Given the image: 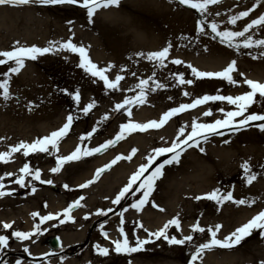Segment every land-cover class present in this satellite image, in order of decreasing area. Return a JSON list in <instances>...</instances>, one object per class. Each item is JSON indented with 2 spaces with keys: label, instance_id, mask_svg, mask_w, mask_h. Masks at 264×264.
Returning <instances> with one entry per match:
<instances>
[{
  "label": "rangeland",
  "instance_id": "rangeland-1",
  "mask_svg": "<svg viewBox=\"0 0 264 264\" xmlns=\"http://www.w3.org/2000/svg\"><path fill=\"white\" fill-rule=\"evenodd\" d=\"M175 1L179 3V0ZM142 3L144 1L140 3L139 0H128L127 2L119 0L118 6L110 5L97 9L92 22L88 20L87 10L79 3L48 5L30 3L27 4L29 10L24 9L22 5H0L17 15L20 22L22 20L19 18L34 17L38 26L33 35L37 38L34 43L31 40L23 39L27 36V31L20 28L16 35L11 33L8 35V39L4 40L5 42L0 43V51L11 50L16 41H19L21 45L47 47L49 41L65 42L71 40L77 46L86 48L91 61L98 68L107 70L105 74L109 79H115L117 75L123 77L117 89L106 88L102 80L91 76L84 68L78 66L80 63L78 53L63 49L42 55L38 54L35 60L26 59L24 67L18 73H9L7 78L9 79L11 95L7 101L0 95V153L10 151L11 147L21 141L31 143L50 135L51 132L63 126L70 113L77 118L74 120L68 135L60 140L58 152L37 151L30 152L29 155L25 156L24 150L21 149L12 153L7 162L0 161V178L5 182L3 190L13 187V190L17 191L14 196L3 201L2 206H8L7 211L0 209V219L3 221L10 220L13 212L15 216H24L25 210L29 208L31 203H35L37 206L32 211H38L39 216H43V213H45L44 215L62 213L64 205L67 207L69 203L80 196L79 193L69 191L71 184L76 185L80 181L79 184L84 182L77 178L80 170L79 164H95L91 169V174L87 176L92 178L97 168L109 163L117 154L128 155L132 148H136L138 151L133 158L130 161L124 160L125 165H130L133 164L134 157H140L141 162L133 167L131 172L133 173L141 163L145 162L144 157L153 148L169 146L181 126H185L186 131H190L194 119L204 123L221 119L224 113L220 112L219 109L235 110V105H229L226 101H209L204 105L179 113L159 129L137 130L128 134L125 139L106 151L84 157L80 161H71V164H65L59 172L46 174L47 171L56 166V156L70 154L77 146L73 145L79 141V137L91 131L105 114L109 118L99 124L97 132L93 134L91 139L84 141L82 147H96L99 145L96 141L107 134L106 140L113 138L119 131V125L127 123L129 119L138 123L159 120L162 113L169 108L176 107L181 103H190L195 97L204 94L235 96L250 91V88L243 83L245 78L259 82L264 81V55H261L264 53V46L244 48L241 45L239 49L229 48L220 42L219 37L213 39L214 34L211 33V29L207 25L204 34L198 33L196 30L197 21L193 19H207L211 15L217 18L211 21H216L220 30L227 26L230 30L240 31L252 19L261 15L260 12L264 9V0H225L227 4L221 8V11H207L204 17H201V14L197 12L191 21H187V17L184 16L185 14L181 9H176L179 17L176 18L175 23H171L172 18L168 17L166 11H160L154 4L150 3H148L149 9L148 7L146 9ZM253 4L257 6L247 17L237 21L235 25L228 23L230 16L252 8ZM1 19L2 15L0 14V21ZM43 21L47 23L43 24ZM263 33L264 26L253 27L245 36H252L253 39H264ZM202 38L211 44L207 47L204 46L201 42ZM243 39V37L238 38V41ZM169 42L172 47L163 67L157 62L148 60L146 56L137 55L141 52L147 54L161 50ZM175 59H180L183 63L174 64L172 61ZM232 60H236L237 64L236 71L232 73L233 78L237 81L236 84H230L221 78H196L188 67L191 64L200 71H220ZM12 66H14L12 61L7 64H0V80L6 78L4 73ZM153 73H155L153 81L162 83L165 87L155 91L149 87L145 103L132 104L126 106V110L117 111L115 105L122 103L125 97L136 95L139 92V89L136 88L139 81L148 79L153 76ZM177 73H183L185 79H192L193 84L179 85L173 77V74ZM240 73L244 75L241 76ZM153 81L149 82L150 86H154ZM62 89H67L68 92L79 89V104L70 95L61 91ZM185 91L191 95L184 96L183 92ZM93 100L95 107L85 115L82 111L83 107ZM208 109L212 110V115L204 116L203 113ZM129 111L131 112L130 117ZM250 113L264 114V97L259 96V94L256 95L254 103L249 106L246 115ZM260 123H264V121H250L247 127L241 128L239 131H233L229 128L220 129L224 132L223 136L210 135L207 141L200 138L199 147H202L204 152H201L196 146L187 148L181 154L179 163H175L174 166L172 164L167 165L163 169V176L155 183L149 202L139 210L140 212L130 208L129 205L142 195L143 190L135 192V194H127L121 200L118 210H122L123 217L128 224L123 228L124 234L140 231L138 226L140 223L150 232H154L168 220L178 217L180 229L177 230L175 226H171L168 229V234L170 236L175 235L177 238L186 235L193 237L191 241L183 245H173L163 238L158 240L153 238L151 242L143 246L144 251L140 255L132 257L131 264H188L191 253L200 244L211 239L209 228L214 229L215 225H222L217 232V238L223 239L236 228L247 223L258 212L264 210V193L254 191L253 182L251 184L245 182V174L241 168L244 161L249 162L252 171L257 166L264 167V131L257 126ZM167 124L171 125L169 130L159 133ZM16 128L20 130L18 134ZM152 130L153 132L150 133ZM149 137L150 140H148ZM136 139H142L144 149L133 142ZM225 140H228L229 143H224ZM191 151L193 152L191 153ZM112 156L113 158H111ZM168 156L169 154H165L159 157L156 163L162 162ZM25 163L29 164L30 169L39 168L41 170V180H34L32 176H27L25 186L28 187V190L25 186L13 185L11 183L12 177L6 175V173H13L17 176L18 170ZM112 167L103 172L92 184L98 185L104 175L111 172ZM261 178H264V175ZM128 179H124L120 183L121 187L118 185L119 187L115 188L114 196L127 183ZM47 180H51L52 183L41 182ZM64 183L69 185L68 189L64 187ZM138 184L139 182L134 185V188ZM33 187L36 189L35 192L32 191ZM20 189L23 191L18 192ZM214 189H220L221 194L231 191L234 199H248L255 202L251 205L236 204L232 201L217 204L204 195ZM39 191L52 193L56 206L41 205L44 200L43 196L38 198L37 204L32 195ZM80 192L82 193L83 190ZM197 196L202 198L197 200L195 199ZM16 197L25 198L26 201L13 204L16 201L14 199H17ZM66 197L68 199H65ZM64 199V205H59V202ZM49 201L52 202L51 199ZM152 202H155L159 207H153ZM58 206L59 208H57ZM85 207L86 200L83 199L81 207L74 208L71 212L74 219L65 220L63 224L59 222V219L50 220L49 222H54L52 224L48 222L47 224L45 221L41 227L43 233L40 231L37 234V237H43V240H40L43 245L50 249L48 239L51 236H58L62 239L61 234L65 230L64 227L76 233L83 232L81 239L74 242L83 241L81 242L85 245L83 249L77 245L74 246V244L70 246V249H80L79 259L85 256L83 251L87 250L89 246H96L97 244L103 246L108 241L121 240L122 228L115 226H103V229L96 227L88 234L84 233L83 229L78 231L79 223L74 212L78 209L85 210ZM128 208L131 211L125 212L124 209ZM145 208L150 213L155 211L161 216H165L162 223L148 224L143 217ZM159 208H163L164 211H160ZM144 216L147 217V215ZM60 219H64L63 215ZM35 222H38L37 216L34 217L33 223ZM197 222L205 229L204 232L192 230L191 226ZM1 230L0 234L4 235L6 229L2 227ZM102 231L108 232L109 235L113 234L114 237L110 236L109 239H106L103 237ZM262 232L264 230H253L251 235L231 248L213 247L206 249L196 264H260V261H264V235L261 234ZM147 235L148 233L144 230L139 232L141 239L146 238ZM55 256L60 257L57 253ZM51 257L52 259L55 258L54 256ZM7 264H14V262L9 261Z\"/></svg>",
  "mask_w": 264,
  "mask_h": 264
},
{
  "label": "snow or ice",
  "instance_id": "snow-or-ice-1",
  "mask_svg": "<svg viewBox=\"0 0 264 264\" xmlns=\"http://www.w3.org/2000/svg\"><path fill=\"white\" fill-rule=\"evenodd\" d=\"M30 3H38L41 5L48 4H77L84 7L87 10V16L89 22H92L93 15L95 11L101 7H108L110 5L118 6L119 0H0V5H27ZM179 3L186 4L192 9H196L201 17H204V14L208 11L209 5L219 3V0H179ZM256 4H253L252 8H249L246 11H241L236 15H232L228 18V23L235 25L237 21L242 20V18L247 17L249 13L256 7ZM71 23V22H69ZM211 29V33H213V39L219 37L220 42L222 44H226L229 48L239 49L241 45L244 48H252V47H261L264 46V39H253L252 36H245L246 33L249 32L253 27H262L264 26V14H261L258 18L252 19L249 23H247L242 30L234 31L230 30L225 26L223 30H220L219 24L216 21H212L210 24L207 23L206 19H201L197 21L196 30L200 34L205 33V26ZM243 37V40L238 41V38ZM172 45L169 42L167 46L163 47L161 50L148 52L147 54L141 52L137 55L146 56V58L150 61L157 62L161 67L164 66V61L168 57L170 49ZM58 49L70 50L74 53H78L80 57L79 67L84 68L85 71L91 74L93 77H98L100 80L104 82L106 88L109 89H117L119 87V82L123 79L122 76L117 75L115 79H109V77L105 74L106 69L98 68L96 64H94L87 54V50L84 46H77L72 43L71 40L65 42H55L49 41L47 47H39L36 45H21L19 41H16L11 50L0 51V64H7L9 61L14 63V66L9 67L8 71L4 73L5 79L0 80V95L3 96L4 100H8L11 93L9 89V73H18L23 67L26 59L35 60L37 55H42L45 53H49L52 51H56ZM264 55V53H261ZM255 58V57H254ZM174 64H182L183 61L180 59H175L172 61ZM111 67V66H109ZM188 67L192 71V75L196 78H221L230 84H236L237 81L233 78L232 73L236 71V60L230 61L226 67H224L220 71H200L193 67L191 64ZM135 75V73H133ZM243 76V73H240ZM153 76H150L148 79H141L139 83L136 85V88L139 89V92L132 97H125L122 103H117L115 105V109L117 111L126 110V106H130L132 104H143L146 101V93L148 88L151 87L152 91H155L158 88L165 87L164 84L153 81ZM174 79H176L179 85H191L193 84L192 79H185L183 73L173 74ZM153 81L154 86H150L149 82ZM246 84L250 91H246L241 95H209L204 94L202 96L195 97L190 103H181L176 107H171L167 111L163 112L160 116L159 120H150L146 123H138L133 122L131 119L128 120L127 123H122L119 125V131L115 134V136L111 139L105 140L103 143L99 144L96 147H87L81 146L84 141L92 138L93 134L97 132L99 124L107 120L109 117L105 114L101 117V121L97 122V125L94 126L91 131L83 134L79 137L80 144H78L75 149L68 155H57L56 156V166L51 168L50 171L53 173H57L61 170V168L67 163L71 161H80L84 157L93 156L96 153H100L102 151H106L111 146L116 145L119 141L126 138V136L132 132L137 130L146 131L148 129H159L165 123L169 121L172 117L178 115L185 110L193 109L199 105H204L209 101H226L229 105H235V110L225 111V109H219L220 112L224 113L223 118L215 119L212 122H197V120H193L191 123V130L186 131L185 126H181L177 132L175 139L171 141L169 146L165 147H156L153 148L152 151L144 157L145 162L141 163L138 168L131 174L127 183L119 190V192L115 195V198L111 201L112 204H120L121 200L126 197L127 194H135V192L142 191V195L136 199L133 203L129 205L130 208L135 209L137 211L141 210L145 204L149 202V197L154 190L155 183L158 179L163 176V169L166 165H171L173 163H179V158L181 154L187 149L193 146L199 147L200 138L204 141L208 140L210 135H220L223 136L224 132L220 131V129L229 128L233 131H239L241 128H245L249 125L250 121H264V114L259 113H250L247 114L249 106L254 103L255 97L257 94L259 96L264 97V82H259L251 79L245 78L243 81ZM61 91L65 92L67 95H70L72 99L79 104L80 102V91L76 89L74 92H68L67 89H62ZM132 91V89H129ZM184 96H190L191 93L185 91L183 92ZM171 99V97H169ZM95 107V101L88 103L82 109L83 113L87 115L92 108ZM129 117L131 116V112L129 111ZM204 116H211L212 110L208 109L203 113ZM240 117V119H237ZM77 117L73 116L71 113L67 116L66 122L59 129L51 132L50 135L45 136L43 138H39L31 143H26L21 141L19 144L11 147L10 151L0 153V161L7 162V160L11 157L12 153L18 152L21 149L24 150V155H29L30 152H50V151H59L58 145L62 138H64L70 131L71 126L74 120ZM262 131H264V123H260L257 125ZM163 139V138H161ZM224 143H229L228 140H225ZM201 152H204L202 147H199ZM138 150L136 148H132L131 152L128 155L117 154L109 163L104 164L102 167H99L95 170V174L85 183L79 184L77 187L80 189L86 188L95 180H97L103 172L107 169L111 168L120 160H131L133 156L136 154ZM170 153L171 156L167 159H164L160 163H156L157 159L165 154ZM155 165V166H153ZM241 168L245 174V182L251 184L257 177V174L252 171L251 165L248 161H244L241 164ZM21 175L18 176L15 183L19 184L21 187L25 186V175L32 176L34 180H41V170L30 169L28 163H25L22 168H20ZM6 175H13L12 173H6ZM42 183L51 184V180L41 181ZM138 186L134 188V185ZM64 187L66 189L69 188V185L65 184ZM4 185L0 183V196L9 195L10 192H5ZM32 191L35 192V187L32 188ZM205 197L209 200L215 201L217 204H222L225 201H232L236 204H248L251 205L254 203V200L248 199H234L233 193L228 191L226 194H221L220 189H214L212 192L204 194ZM201 196L195 197V199H201ZM84 199L83 196L78 199L72 201L68 204L66 208L62 210V213H48L47 215L40 216L39 223L34 226L31 231H13L12 236L20 239L27 240L30 239L33 235L38 234L40 229V224H43L45 221L57 220L61 224L65 223V220H73L74 218L71 216V212L74 208L81 207V201ZM153 207H159L152 202ZM128 209H124L126 212ZM160 211H164L163 208H159ZM112 209L109 208L107 211L103 209L97 210V215H107V212H111ZM61 215H63L64 219H60ZM33 217L39 216V213L33 212ZM121 218L123 217V212L120 213ZM88 216H85L87 219ZM121 223H123V219H121ZM140 228H143L146 233H148L147 237L141 239L139 237L136 238L135 246H131L129 244V240L124 234L123 229H121V235L124 236L123 240L117 239L112 243L115 245V252L122 253H132L137 252L143 248V246L152 241L153 238L160 239L163 238L169 244L173 245H183L188 241H191L193 237L191 235L182 236V238H177L175 235L170 236L168 234V229L171 226H175L177 230L180 229V220L178 217H173L168 220L162 227L157 229L154 232H150L147 228H144L143 224L138 225ZM12 225L10 223L4 222L3 228L9 229ZM193 231L204 232L205 229L200 226L199 222L193 224ZM222 225H215L214 229L209 228L208 231L211 234V239L206 243L200 244L194 252L191 253L190 259L188 260V264H196V261L201 257L202 253L206 249H211L213 247L220 248H231L235 245L239 244L241 240L245 237L251 235L253 230L261 229L264 230V210L258 212L255 216H253L247 223L241 225L236 228L233 232H231L228 236L223 239L217 238V232L220 230ZM103 229V225H101ZM107 237V233H103ZM264 235V232L261 233ZM9 237L6 235H0V249L7 247ZM101 255H107L109 252L108 248L100 247L98 244L95 246ZM28 251L27 248L24 249ZM16 264H21L20 260L16 261ZM260 264H264V261H260Z\"/></svg>",
  "mask_w": 264,
  "mask_h": 264
},
{
  "label": "bare ground",
  "instance_id": "bare-ground-1",
  "mask_svg": "<svg viewBox=\"0 0 264 264\" xmlns=\"http://www.w3.org/2000/svg\"><path fill=\"white\" fill-rule=\"evenodd\" d=\"M125 1L127 2L128 0H124V2ZM142 1H144V3H142V4L144 5L145 8L148 7V9H149L148 3H150V4H154L160 11H166L168 13V17L172 18L171 23H175L176 18L179 17L176 13V9H181L184 12V14H185L184 16L187 17V21H191L193 16H195L198 12L196 9H192L188 5H181L178 2H176L175 0H139L140 3ZM225 4H227V3H225V0H219V3L209 5L208 11L209 12H213L214 10L215 11H218V10L221 11V8H224ZM19 6H21V5H19ZM22 6L26 10L29 8V5H22ZM261 11L262 12H260V14H264V9H262ZM0 14L2 15V19L0 21V43L5 42L4 40L8 39V35H11V33L16 35L19 32L20 28H24L27 31V36H25V38H23L24 40H31L33 43L35 42V40L37 38H36V36H33V35L36 33L38 26H37V20H35L34 17L30 18V17L26 16L25 19H24V17L19 18L22 20L20 22L18 20V16L15 15L14 13L9 12V10L5 6H0ZM193 19H194V21H199L198 18H197V20L195 18H193ZM213 19H217V18L209 15V17L206 19L209 22V23L208 22L207 23L210 24L212 22L211 20H213ZM44 23H47V22L43 21V24ZM187 23H189V22H187ZM21 25H22V27H21ZM19 37H21L20 34H19ZM201 42L206 47L211 44L210 42H208L204 38L201 39ZM170 127H171V125L167 124L163 128V130L160 131L159 133H162V132H165L166 130H169ZM16 130L18 131V132H16L18 134L20 131L19 128H16ZM152 132H153V130L150 133H152ZM150 133H148V134H150ZM143 136H145V135H143ZM107 137H108V134L106 136L100 138L99 141H96L97 144L103 143ZM135 138H137V137H135ZM150 139L151 138L149 137L148 140H150ZM133 142L136 145H139V147L141 149H144V142L142 141V139H136ZM78 144H80V140L76 141L73 146H76ZM64 148H67V147H64ZM192 152L193 151H191V153ZM124 155H126V154H124ZM111 158H113V156ZM44 159L46 160V157ZM41 161H43L42 158H41ZM140 162H141L140 157H138V156L134 157L133 164H130V165H125L124 160L118 161V163H116V165L114 167H112V170L110 169L111 172L104 175V177L101 179V181H99L98 185L91 184L86 188L80 189L77 186L79 185V183L81 181L78 182L76 185L71 184L69 191L79 193L80 194L79 197L83 196L84 199L86 200L85 210L78 209V210H75V212H74L75 215L77 216V220L79 223L78 224V226H79L78 231L83 229L84 233L88 234L90 231L96 229V227H97V229L100 228L101 225H103V226H115L117 228H122V229L124 228V226L128 225L127 220L124 217L121 218V216H120V213L122 212V210H118L120 204L114 205L111 203V201L115 198V196H114L115 188L118 185L120 186V183L124 179L127 180L131 176V174H132L131 172L133 170V167L137 166ZM66 164H71V163L67 162ZM94 165L92 163H90V164H86V163L85 164H83V163L79 164L80 170L78 171L77 178L82 179V181H84L83 183H85L87 180L91 179V178H88L87 176L89 174H91V169L94 167ZM172 165L174 166L175 163H173ZM263 168H264L263 166H257L253 170V172H255L257 174V177L252 183L253 190L259 191V192L262 191V193H264V178H261L262 175H264ZM49 172H51V171H47L46 174ZM19 175H21L20 171L17 173V176L11 175V177H12L11 183L13 185L17 184V183H15V181ZM27 176L29 177V175H25V180L27 179ZM0 183H2L3 185L5 184V182L2 178H0ZM25 188H26V190H28V187L25 186ZM81 190H83L82 193L80 192ZM4 191L11 193L9 195L0 196V209L1 210L3 209L2 211H7L6 208L8 206H2L3 201L8 197L10 198V197L14 196V194L17 193V191L13 190V187H10L9 189L6 188V190H4ZM20 191H23V190L22 189L18 190V192H20ZM115 194H117V192ZM41 196L44 197V200L41 203V205L42 204L43 205L49 204L51 206L55 205L54 195L48 191L47 192L39 191L38 193H35L34 195H32V198H34L37 201L38 198H40ZM48 199L49 200L51 199L52 202H50ZM65 199H68V197H66ZM65 199L62 202H59V205L63 206ZM14 200H16V201H14L13 204H19V203H23L24 201H26L25 198H20V197L17 199H14ZM36 203L38 204V201ZM36 207L37 206H35V203H33V204L31 203L29 208H27V210H25L24 216L23 215L15 216V213L13 212L10 216L11 218H9L10 220L3 221L2 219H0V232L2 231L1 229L3 227L4 222L9 221L7 223H10L12 225L11 228L6 229V233L4 234V235L9 237V240H8L7 247L0 249V264H7V262H9V261H12V262H14V264H16L17 260H20L21 264H117V263L131 264L132 257L136 256V255H140L144 251V249L142 248L141 250H139L137 252L117 253V252H115V245L111 241H108V243H105L103 246H100V247L109 249V252L107 255H101L95 246H89L87 250L83 251L85 256L82 257L81 259H79L78 255H79L80 249H70V246L72 244H74V246L77 245L79 247H82V249H83V247L85 246L84 244H81V242H83V241H80L79 243H74L76 240L81 239L83 232L76 233V232H73L71 229L64 227L65 230L61 234V238H62V242H63L62 246L56 250L49 249L48 247L43 245V243L40 241V240H43V237H41V238H40V236L37 237V234L33 235L30 239H27V240H20L16 237L12 236L13 231H26V232L31 231L34 228V226L39 223V220H40L39 217L41 215L37 216L38 222L33 223L34 217L32 216V213L38 212V211H36V210L32 211V210L35 209ZM65 207H66V205L63 206V208H65ZM57 208H59V206ZM109 208H111L112 211L107 212V215H97L98 209H103V210L107 211V209H109ZM128 210L131 211V209H129V208H128ZM144 210L145 211L143 213H144V215H147V217L144 215H143V217L148 224H153V223L160 224V223H162L163 219L165 218V216H161L160 214H158L155 211L151 212L152 213L151 214L150 212L146 211V208ZM53 211H55V210H53ZM135 211H137V210H135ZM137 212H140V211H137ZM9 213L10 212L8 211V214ZM148 213H150V214H148ZM44 214L45 213H43L42 215H44ZM86 215L88 216L87 219H85ZM121 219H123V223H121ZM32 220H33V222H32ZM77 220H76V222H77ZM47 222L49 224L54 223V222L46 221V223ZM42 225H44V223L40 224V229H41ZM141 230H144V229L140 228V231H131V232H129V234L126 235L128 240H129V244L131 246H135L136 238L139 237V232H141ZM41 232L43 233V231H41ZM111 236L114 237L113 234ZM123 238H124V236L121 237V240H123ZM25 248H27L28 251H25L24 250ZM56 253L59 254L60 257L55 256ZM51 256H54L55 258L52 259ZM98 261H99V263H97Z\"/></svg>",
  "mask_w": 264,
  "mask_h": 264
},
{
  "label": "water",
  "instance_id": "water-1",
  "mask_svg": "<svg viewBox=\"0 0 264 264\" xmlns=\"http://www.w3.org/2000/svg\"><path fill=\"white\" fill-rule=\"evenodd\" d=\"M58 240L56 239V238H52V240H51V245L52 246H54V247H56V246H58Z\"/></svg>",
  "mask_w": 264,
  "mask_h": 264
}]
</instances>
